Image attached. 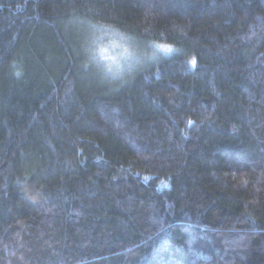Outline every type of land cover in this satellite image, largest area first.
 I'll use <instances>...</instances> for the list:
<instances>
[{
  "label": "trees",
  "instance_id": "16d2710c",
  "mask_svg": "<svg viewBox=\"0 0 264 264\" xmlns=\"http://www.w3.org/2000/svg\"><path fill=\"white\" fill-rule=\"evenodd\" d=\"M0 264H264V0H0Z\"/></svg>",
  "mask_w": 264,
  "mask_h": 264
},
{
  "label": "clouds",
  "instance_id": "9594fccd",
  "mask_svg": "<svg viewBox=\"0 0 264 264\" xmlns=\"http://www.w3.org/2000/svg\"><path fill=\"white\" fill-rule=\"evenodd\" d=\"M112 27L126 37L125 47L105 52L104 45L89 31L84 37L82 50L85 66L95 72L101 83L116 87L158 63L163 54L139 34L117 24ZM15 75L19 77L20 73Z\"/></svg>",
  "mask_w": 264,
  "mask_h": 264
},
{
  "label": "rangeland",
  "instance_id": "374dc122",
  "mask_svg": "<svg viewBox=\"0 0 264 264\" xmlns=\"http://www.w3.org/2000/svg\"><path fill=\"white\" fill-rule=\"evenodd\" d=\"M97 38H98V41H99V40H100V39H99V36H98Z\"/></svg>",
  "mask_w": 264,
  "mask_h": 264
}]
</instances>
